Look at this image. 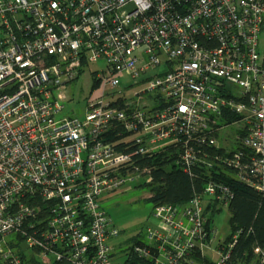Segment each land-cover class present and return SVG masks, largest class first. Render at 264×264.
<instances>
[{"label":"built area","instance_id":"built-area-1","mask_svg":"<svg viewBox=\"0 0 264 264\" xmlns=\"http://www.w3.org/2000/svg\"><path fill=\"white\" fill-rule=\"evenodd\" d=\"M263 30L264 0H0V264H116L102 197L152 184L143 164L163 152L190 178L215 170L264 194ZM94 66L86 117L57 120ZM233 198L210 180L184 206L155 205L130 259L234 264L238 235L212 246L205 215Z\"/></svg>","mask_w":264,"mask_h":264},{"label":"trees","instance_id":"trees-1","mask_svg":"<svg viewBox=\"0 0 264 264\" xmlns=\"http://www.w3.org/2000/svg\"><path fill=\"white\" fill-rule=\"evenodd\" d=\"M178 159V154L170 151L160 153L144 162V166L153 168V183L149 185L151 188L149 202L154 206L159 204L184 206L197 194L203 192L208 181L228 184L234 193V198L226 208L230 215L229 234L224 241L230 242L235 235H238L237 244L232 251L234 264H258L256 250L264 247V194L223 174H218L215 170L202 171L200 176L190 178L177 165ZM223 209L224 207L216 200L208 199L205 208L207 228L214 226L215 217ZM197 258L200 259V255L197 254ZM132 261L134 264H149L146 261ZM32 264L40 263L32 259Z\"/></svg>","mask_w":264,"mask_h":264},{"label":"rangeland","instance_id":"rangeland-1","mask_svg":"<svg viewBox=\"0 0 264 264\" xmlns=\"http://www.w3.org/2000/svg\"><path fill=\"white\" fill-rule=\"evenodd\" d=\"M260 49L264 55V30L260 36ZM93 68L85 69L80 77L68 84L63 90L66 99L60 101L64 109L58 115L57 120L80 119L86 117L90 103L98 97L100 88L94 81ZM126 79V78H125ZM123 81H128V79ZM54 98L58 100V92H54ZM238 128H231L218 135L220 144H231L232 138ZM142 182H129L118 193L112 196H103L101 206L108 213L113 224L121 231L118 237L110 239L114 262L116 264H134L130 259V252L137 244H149L147 229L155 227L152 212L154 205L149 202L151 188L144 186ZM229 211L225 208L216 217L214 227L217 230L216 239L212 246L218 241H223L229 234ZM10 238H13L11 236ZM27 254H32L28 252ZM210 260H217L215 254L210 255Z\"/></svg>","mask_w":264,"mask_h":264},{"label":"water","instance_id":"water-1","mask_svg":"<svg viewBox=\"0 0 264 264\" xmlns=\"http://www.w3.org/2000/svg\"><path fill=\"white\" fill-rule=\"evenodd\" d=\"M21 249H22L23 251H26V250L28 249L27 244L24 243V244L21 246Z\"/></svg>","mask_w":264,"mask_h":264},{"label":"crops","instance_id":"crops-1","mask_svg":"<svg viewBox=\"0 0 264 264\" xmlns=\"http://www.w3.org/2000/svg\"><path fill=\"white\" fill-rule=\"evenodd\" d=\"M207 201H208V200H207ZM207 201H206V203H205V206H207ZM224 209H225V208H224ZM210 255H211V253H208V254H207V258H208L209 260H210ZM210 261L212 262V261H214V260H210Z\"/></svg>","mask_w":264,"mask_h":264}]
</instances>
